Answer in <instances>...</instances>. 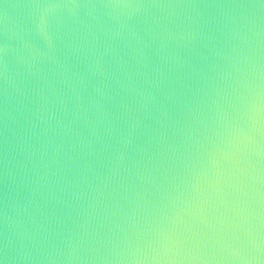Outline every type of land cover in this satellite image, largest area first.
<instances>
[{
  "label": "water",
  "instance_id": "obj_1",
  "mask_svg": "<svg viewBox=\"0 0 264 264\" xmlns=\"http://www.w3.org/2000/svg\"><path fill=\"white\" fill-rule=\"evenodd\" d=\"M0 264H264V0H0Z\"/></svg>",
  "mask_w": 264,
  "mask_h": 264
}]
</instances>
